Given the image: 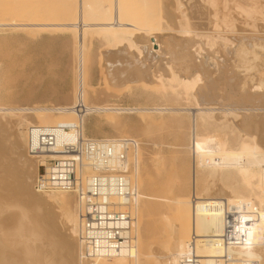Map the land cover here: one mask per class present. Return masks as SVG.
Masks as SVG:
<instances>
[{
  "label": "bare ground",
  "instance_id": "1",
  "mask_svg": "<svg viewBox=\"0 0 264 264\" xmlns=\"http://www.w3.org/2000/svg\"><path fill=\"white\" fill-rule=\"evenodd\" d=\"M59 1L60 7L57 4L56 8L61 10V20L78 24L75 49L82 74L86 77L87 35L92 34L113 55H127L131 63H119L120 68L118 63L114 64V74L119 82L126 74L129 87L134 85L133 90L136 88L144 100L133 108L111 103L89 106V92L85 90L89 84L81 77L80 92L74 102L80 100L87 113L102 115L93 129L108 125L122 139H131L121 135L125 124L118 118L138 114L145 124L166 133L172 140L170 147L184 148L181 167L187 159L190 177L184 185L176 181V187L170 188L173 193L181 187L185 194H177L168 202L177 221H172L169 228L167 264H180L193 239L202 264H220L218 259L223 252L216 243L224 231L221 202H226L234 212L246 213L253 221L252 241L229 250L230 264H264V42L258 41L263 37L256 36V29L264 30V0ZM35 13L30 17L34 18ZM73 22L64 23L65 28L71 30ZM50 27L47 24L39 28ZM246 32L250 37H245ZM233 36L238 37L236 45ZM204 46L212 52L217 48L218 52L209 51L211 56L207 59L203 56L207 51ZM219 51L224 53L223 58L233 56L227 60L232 61L229 66L225 61L226 66H221L223 58L213 57ZM196 56L203 61L196 63ZM138 61L149 64L142 68L135 63ZM72 108L23 109L0 103V264H111L101 258L83 257L78 208L76 204L74 208L69 205V193L64 192L65 201L59 199L58 192H51L47 198L50 201L42 205L33 202L41 198L34 186L39 162L36 164V158L27 151L24 129L33 125H66L78 127L85 135L83 116ZM25 115L33 116L35 122ZM140 149L129 153L131 162L134 161L135 179L143 160ZM163 159L155 154L150 161L154 169H164ZM49 202L56 205L57 214L47 228L35 211L39 207L49 210ZM136 259L132 264H140Z\"/></svg>",
  "mask_w": 264,
  "mask_h": 264
},
{
  "label": "rangeland",
  "instance_id": "2",
  "mask_svg": "<svg viewBox=\"0 0 264 264\" xmlns=\"http://www.w3.org/2000/svg\"><path fill=\"white\" fill-rule=\"evenodd\" d=\"M60 2L61 1L59 0H0V24L4 25V27H0V103L6 105V107L16 106L23 109H29L35 106L48 109L55 108L56 110L57 108L59 109V107L72 108L75 107L73 105V103L75 104L74 97H77L78 92H80V87H78L80 83L78 84V82H81V77L83 76L85 78V83L87 85L89 84V87L86 86L88 88L85 87L86 92L90 93L86 95L89 96V101L87 100V103L89 102V106L97 107L103 106V104L108 105L111 103L123 108H133L138 104L144 103L143 98L139 97V92L135 90L136 88L134 89L135 91L133 90L135 86L133 85L129 87L130 85L126 82V74L121 76V83L114 74L113 67L117 63H131V61L126 57L127 55H122L123 58L120 55H113L107 48V50H105V47L101 43H98L99 40L92 34L87 35L88 59L84 73L86 74V77L82 74L80 69L81 67H78L81 66L80 63L77 66L80 59L77 58L79 55L78 52L76 53L77 49H75V46H77L76 38L79 34L78 24L77 22H73L71 20H65L68 23L73 22L74 26L71 30H67L65 28V22L60 18L63 17V15L59 14V11L61 10L58 11ZM57 4H59V6L56 8ZM34 12H36V16H34V18L30 17V14H34ZM64 19H66V17ZM60 20L64 23L61 24ZM47 24H50L51 26L49 29L39 28ZM262 28L264 29V27ZM248 30L250 31V29H247V31ZM257 30L259 32H257ZM71 33H75L76 35ZM246 33L248 35L244 34L245 37H250L249 35L251 34L248 32ZM256 34H259L256 35L257 37L263 38L258 39L256 36L254 37H256L259 42H264V30H261L259 27V29H256ZM72 35H75V37ZM232 38L233 41L238 39L237 36L236 38L235 36ZM204 42L206 43V41ZM237 43L238 42L235 40L234 44L236 45ZM235 45L231 47V50H235ZM216 49L217 48H214L212 52V49L208 46H204V50H207L205 53H207H204L203 56L208 59V57L211 56L209 55L210 52H218V49ZM220 53L221 51L215 55L213 54V57L215 58L216 56V59L223 58L222 55L224 53ZM177 57H175V59H177ZM230 57L232 58L233 56L224 55L225 59L223 58V60H221V66H224V61L225 64H228L229 66L232 61L230 62L229 60L228 63L227 60L231 59ZM196 58V63L200 62L199 60H201V57L196 56ZM78 59L79 61H77ZM135 63H137V65H141L142 68L147 67L149 64L148 61H146V63L142 62L141 64L139 61ZM120 64L119 68L121 67ZM177 66L178 64H176V67ZM119 68L116 67V70ZM77 71L81 72V74ZM74 93H76V95ZM132 93L134 94L132 95ZM79 101L75 104L76 106H78L79 103H82ZM134 103L136 104L134 105ZM52 114V116H59L57 113ZM26 117L29 121L35 122L33 116L27 115ZM10 119H15V117H10ZM101 119V114L86 112L83 119L85 122L86 137L94 139L123 138L117 134V131L115 133V130L108 125H102L98 128V130H94L93 125ZM118 119H121L120 121L125 124L121 135L127 138L132 137V139H135L139 143V148H141V151L139 150V156L141 155L143 158V160L139 162V170L136 179L134 177V168L131 173L133 187L134 189L137 187L138 196L135 198L132 206L134 219V250L129 254H124L113 259L102 260L106 262L108 261V263L111 264H119L120 262L132 264L136 259L135 257H137L140 264H167V252L170 247L169 228L171 222L177 218L176 214H174V210V213L171 211L174 216L170 213L168 202L170 198H174L177 194H185V191L181 187L179 188V191L173 190V193L170 191V188L173 189L176 187V181H178L181 185H184L186 180L190 177V164H188V160L186 159V164L185 166L183 165L184 168H182L181 162L185 161L183 153L185 151H182L184 148L179 145H175V147H173L176 149L170 147L172 145V140L167 137L166 133L164 134L161 130H156L150 124H145V121L142 120L144 118H141L140 115L125 114L120 115ZM141 121H143V123H141ZM26 130L27 128L24 129V132H26ZM154 145H156L157 148ZM159 150L163 152V154H161ZM155 154H159V156L165 160L163 162L164 165L161 166L164 167V169L161 168V171L154 169L155 167L152 162H150ZM179 154L183 156L180 155V157ZM31 160H34V158ZM132 162L134 164L133 159ZM32 163L34 164V162ZM35 163H38L37 159ZM166 182H169V187L167 188V184L165 186ZM58 193L60 195L59 199L63 200V195H65L64 192ZM39 195L41 198L33 200L35 205L37 203L42 205L43 203L50 201L47 200V198L49 199L51 196L50 193H41ZM69 195L72 196V200L70 199L71 202L69 201V205L74 208L76 204L75 196L72 193H69ZM48 204L49 210L46 211L44 207H39L35 211L38 219H40L39 221L42 220L43 226L47 228L49 223L57 214L56 205L53 202H49ZM174 208L177 210V206ZM176 223L181 225L180 222ZM135 229L138 230L137 240ZM47 230L49 231V229ZM137 243H139L140 246H138ZM138 251L139 255L137 254Z\"/></svg>",
  "mask_w": 264,
  "mask_h": 264
},
{
  "label": "built area",
  "instance_id": "3",
  "mask_svg": "<svg viewBox=\"0 0 264 264\" xmlns=\"http://www.w3.org/2000/svg\"><path fill=\"white\" fill-rule=\"evenodd\" d=\"M72 109L84 119L87 111L82 103ZM26 134L27 151L39 162L35 191L75 196L83 257L113 259L131 253L132 206L137 193L131 180L134 164L129 153L139 147L138 142L132 138H89L78 127L66 125H33ZM221 205L224 231L216 246L223 256L218 261L230 264L229 250L252 241L253 221L246 213L234 212L226 202ZM194 241L180 264H202Z\"/></svg>",
  "mask_w": 264,
  "mask_h": 264
}]
</instances>
